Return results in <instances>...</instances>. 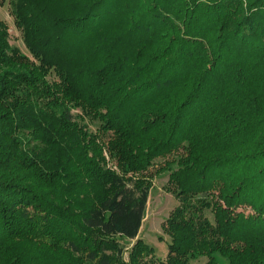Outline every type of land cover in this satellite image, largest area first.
<instances>
[{
	"label": "trees",
	"instance_id": "trees-1",
	"mask_svg": "<svg viewBox=\"0 0 264 264\" xmlns=\"http://www.w3.org/2000/svg\"><path fill=\"white\" fill-rule=\"evenodd\" d=\"M5 3L0 264H264V0ZM162 173L167 255L125 259Z\"/></svg>",
	"mask_w": 264,
	"mask_h": 264
},
{
	"label": "rangeland",
	"instance_id": "rangeland-1",
	"mask_svg": "<svg viewBox=\"0 0 264 264\" xmlns=\"http://www.w3.org/2000/svg\"><path fill=\"white\" fill-rule=\"evenodd\" d=\"M0 21H3L7 26L10 45L17 47L21 53L30 58L22 43L21 34L14 26L13 18L10 15V8L7 3L0 5ZM77 113V110L72 111V114ZM88 126L90 130H95L93 124L89 123ZM161 165H163L162 160H157L150 171L154 172ZM167 179V174L162 173L160 175H155L151 180V188L148 194L144 217L138 236L131 241L120 239L121 245L125 248V259L127 258V252L137 239L142 240L147 245L153 247L156 257L160 260L165 259L167 255L166 243L168 242V237L164 235L162 226L179 204L177 199H175L170 193H167L164 189ZM245 212L247 213L249 210H246ZM159 238H162L163 240L160 241ZM190 264H206V259L201 258L191 261Z\"/></svg>",
	"mask_w": 264,
	"mask_h": 264
}]
</instances>
